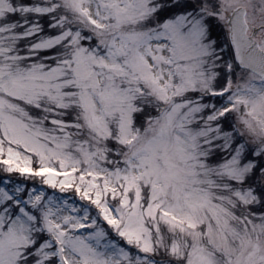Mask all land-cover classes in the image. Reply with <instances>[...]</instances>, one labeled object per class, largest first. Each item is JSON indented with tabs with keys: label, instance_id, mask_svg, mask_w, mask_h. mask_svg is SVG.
I'll list each match as a JSON object with an SVG mask.
<instances>
[{
	"label": "snow or ice",
	"instance_id": "6c2138e0",
	"mask_svg": "<svg viewBox=\"0 0 264 264\" xmlns=\"http://www.w3.org/2000/svg\"><path fill=\"white\" fill-rule=\"evenodd\" d=\"M0 264H264V0H0Z\"/></svg>",
	"mask_w": 264,
	"mask_h": 264
}]
</instances>
